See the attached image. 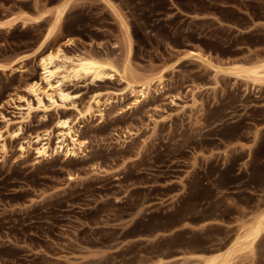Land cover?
<instances>
[{
  "label": "rangeland",
  "instance_id": "374dc122",
  "mask_svg": "<svg viewBox=\"0 0 264 264\" xmlns=\"http://www.w3.org/2000/svg\"><path fill=\"white\" fill-rule=\"evenodd\" d=\"M58 48L118 73L68 84L76 109L37 108L25 87ZM262 63L264 0H0V264H204L224 250L264 215V84L227 71ZM132 73L151 84L138 105ZM11 95L34 105L28 119ZM95 99L104 117L80 115ZM59 117L84 152L38 159ZM230 264H264V233Z\"/></svg>",
  "mask_w": 264,
  "mask_h": 264
},
{
  "label": "bare ground",
  "instance_id": "6f19581e",
  "mask_svg": "<svg viewBox=\"0 0 264 264\" xmlns=\"http://www.w3.org/2000/svg\"><path fill=\"white\" fill-rule=\"evenodd\" d=\"M66 10L67 7L63 6L56 13L55 24L62 21ZM189 53L198 59L204 57L202 50L199 48L190 50ZM39 66L42 71L40 78L27 83L25 91L35 98L37 108L43 109L50 107L55 109L58 107L68 108L69 106L76 109L74 102L76 96L69 91L68 84L80 79H87L91 83L101 82L113 78L118 73L117 69L110 63L83 54L69 55L62 48H58L55 53L40 58ZM227 73L237 79L249 81L253 86L264 84L263 63L249 69L233 68ZM124 74H128V69L124 70ZM128 84L135 105L141 103L142 99L143 101L146 99L151 88L150 83L142 81V78L132 73L131 82ZM16 96L17 98H15V95H11L9 100L10 102L15 100L26 102L25 106L18 107L23 111L20 113V117L22 120H26L35 107L25 97ZM43 98L48 100L49 107L44 105ZM96 112L98 115H96ZM80 115L103 118L104 111L101 109L100 100L95 99ZM56 128L59 130V140L55 147H52L50 132L47 133L45 139L37 136L36 143L40 146L34 150L38 159H49L58 154H64L66 157H78L80 152H84L85 141L81 140L79 132L74 130L72 122L68 118L59 117ZM20 149L22 152L26 151L24 146H21ZM263 233L264 215L255 222L242 227L241 231L224 250L205 255L203 258L204 264H230L241 252L253 249Z\"/></svg>",
  "mask_w": 264,
  "mask_h": 264
}]
</instances>
